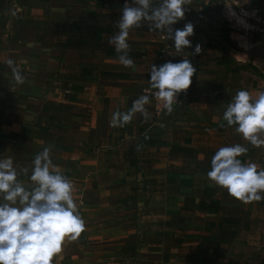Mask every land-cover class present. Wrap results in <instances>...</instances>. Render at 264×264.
Here are the masks:
<instances>
[{
    "label": "crops",
    "instance_id": "1",
    "mask_svg": "<svg viewBox=\"0 0 264 264\" xmlns=\"http://www.w3.org/2000/svg\"><path fill=\"white\" fill-rule=\"evenodd\" d=\"M124 3L0 0V158L30 174L35 154L51 146L85 224L52 264H264V199L245 204L207 177L223 146L241 144L242 162L264 164V146L222 119L236 91L264 92V0H243L241 9L237 0L186 6L173 28L194 25L182 55L196 71L181 92L184 105L160 115L148 94L150 68L185 57L144 23L129 33L133 66H122L108 41ZM140 95L150 97V119L137 113L110 127L112 113Z\"/></svg>",
    "mask_w": 264,
    "mask_h": 264
},
{
    "label": "clouds",
    "instance_id": "2",
    "mask_svg": "<svg viewBox=\"0 0 264 264\" xmlns=\"http://www.w3.org/2000/svg\"><path fill=\"white\" fill-rule=\"evenodd\" d=\"M192 0H125L121 15L115 26L118 32L109 44L118 54L120 64L133 66L129 56L130 30L146 23L150 31L166 33L175 52L185 57L179 62L168 61L159 66L152 64L149 85L157 101L171 113L179 94L192 83L195 67L186 56V48L192 47L189 39L194 25L189 22L181 28L173 25L185 17L186 6ZM202 51L194 46L193 54ZM171 54V53H170ZM16 85H23L25 77L7 60ZM149 95H140L128 111L112 113L109 126L123 128L139 113L145 120L150 114L145 107ZM222 119L254 147L264 146V92L253 98L249 91L238 90L223 112ZM241 144L220 147L211 157L207 177L215 185L225 188L228 194L247 204L264 199V169L255 164L242 162L239 158L247 152ZM27 176L25 182L19 177ZM84 220L73 199V183L53 164L51 146L35 154L31 172L20 168L11 157L0 158V264H52L53 257L61 253L68 241H76L84 231Z\"/></svg>",
    "mask_w": 264,
    "mask_h": 264
},
{
    "label": "built area",
    "instance_id": "3",
    "mask_svg": "<svg viewBox=\"0 0 264 264\" xmlns=\"http://www.w3.org/2000/svg\"><path fill=\"white\" fill-rule=\"evenodd\" d=\"M158 33L162 34V35H165L166 33H163V32H160V31H157ZM171 50H172V46L170 44H167L163 50H162V57L165 58V57H168L171 53ZM168 61H172L174 62L173 60L171 59H168ZM155 92L154 89L150 90L148 92V94H150L152 100H153V103H154V111L156 113V115H160L165 109L163 108V104L162 102L160 101H157L153 95V93ZM68 93V92H67ZM184 105V100L182 98V93L179 94L178 96V100L176 101V103L173 105V106H178V107H181ZM245 163H250V164H255L257 166V169L258 170H261V169H264V164L263 162L261 161H258V160H253V159H246L245 160Z\"/></svg>",
    "mask_w": 264,
    "mask_h": 264
},
{
    "label": "rangeland",
    "instance_id": "4",
    "mask_svg": "<svg viewBox=\"0 0 264 264\" xmlns=\"http://www.w3.org/2000/svg\"><path fill=\"white\" fill-rule=\"evenodd\" d=\"M231 1V0H230ZM243 0H237V4H236V7L237 8H242L243 7ZM221 8H222V11L224 10V8H223V5L221 6ZM223 13V12H222ZM237 28V27H236ZM237 32L239 33V31L237 30ZM263 37V35H261V38ZM253 38H257V33H255L254 35H253ZM258 39V41L259 40H261L259 37L257 38Z\"/></svg>",
    "mask_w": 264,
    "mask_h": 264
}]
</instances>
